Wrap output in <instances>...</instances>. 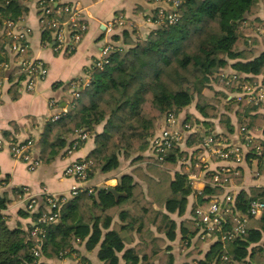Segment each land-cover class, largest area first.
I'll use <instances>...</instances> for the list:
<instances>
[{
	"label": "trees",
	"instance_id": "obj_1",
	"mask_svg": "<svg viewBox=\"0 0 264 264\" xmlns=\"http://www.w3.org/2000/svg\"><path fill=\"white\" fill-rule=\"evenodd\" d=\"M22 1L0 0V32L7 21H18L26 12ZM178 1L176 22L167 26L154 24L145 39L139 37L137 28L130 31L131 23H126L122 34L114 37L124 46H116L103 70L94 69L93 79L73 102V108L60 120L47 122L42 139L35 144L41 162L51 163L72 136L79 131L90 132L96 145L87 158L93 162L91 178L97 172L106 174L116 170L122 158L132 156V163L137 165L133 175L138 178L136 181L133 175L121 177L116 190L126 194L125 197L116 198L106 188H87L60 203L58 222L46 227L43 257L56 259L67 252L74 254L75 242L80 241L85 242L89 251L99 246L98 257L103 264H120V253L125 264H174L171 248L166 245L177 238L179 227L173 215L185 214L188 198L194 191L185 165L180 164L184 157H189L188 151L174 145L160 157L155 156L152 139L157 135L158 123L167 115L188 112L195 104L202 123L212 130L213 121L219 119L222 129L233 133L230 115L233 112L238 115L240 130L264 126V106L229 99L236 92L235 84L227 85L221 78L223 73L238 74L244 81L264 78V53L257 55L256 48L264 37L254 36L245 27L254 23L264 28V20L253 19L262 6L264 9V0ZM51 9L55 12L58 8L52 5ZM160 9L152 22L157 20ZM43 25L46 26L44 38L49 39L53 29L48 21L43 20ZM8 43L5 35L0 37V76L5 75L12 58L11 51L6 49ZM27 58L32 59L29 48ZM10 73L13 82L26 79L20 65ZM213 85L220 91L209 97L204 91L213 90ZM18 87L15 83L13 90ZM220 95L228 100L223 109H220ZM187 118L194 122L191 114ZM99 126L103 127L101 132H97ZM241 134L247 149L245 160L259 161L258 175L264 176V139L245 141V133ZM4 136L10 139L8 133ZM198 144L193 138L189 146ZM199 149L196 148V154L200 153ZM217 172L207 173L208 183L198 196L199 204L225 194L224 187L229 183L225 180L242 181V176L233 175L237 172L234 170L220 174V181L215 182ZM21 196L17 190L14 199ZM36 201L33 222L47 212L43 199ZM253 201L264 202V188L242 190L236 196L237 211L247 218L246 232L226 244L219 238L203 239L195 211L193 219L182 223L180 231L184 242L189 244L187 248L196 241L192 254L201 253L198 250L201 244L211 245L198 264H264V243H261L264 216L258 220L249 216ZM11 203L9 195L0 190V264H44L38 263L33 255L31 228L25 232L9 227L6 211ZM20 215L26 217L28 213L21 211ZM235 219L237 216L226 218L223 233L233 230Z\"/></svg>",
	"mask_w": 264,
	"mask_h": 264
},
{
	"label": "crops",
	"instance_id": "obj_2",
	"mask_svg": "<svg viewBox=\"0 0 264 264\" xmlns=\"http://www.w3.org/2000/svg\"><path fill=\"white\" fill-rule=\"evenodd\" d=\"M65 4H78L82 9V19L87 23V31L83 40L77 45L76 50L71 55L58 54L55 52V39L51 35L49 39L44 38L46 26L43 25V18L40 14L39 0H23L22 3L26 12L15 21L19 28H26L30 31L28 37V46L33 59L39 60L48 68L47 77L37 84L36 91L28 93L25 90V81H11L10 72L19 66L18 60L12 55L10 64L6 67L4 76H0V190L9 195L12 203L9 205L6 215L8 216V225L10 228H20L25 232L33 226V212L28 208L30 202L34 199L42 200L44 196L68 197L74 187L100 189L115 188L118 186L121 177L124 175H133L137 165L132 163L134 156L129 159H121L120 166L106 174L97 172L86 183H78L75 179L64 176L66 168L78 160L87 159L90 153L95 149L94 136L82 143L79 149L71 154L68 149L71 141L77 138V134L72 136L64 149L55 156L51 163H42L35 171H30L28 166L17 160L12 152L13 141L22 142L32 140L35 144L40 141L44 135L45 127L49 122V117L53 114L50 107V101H55L58 109L69 108L72 100V92L69 83L84 79L86 71L101 58L102 50L108 44L115 46H124L121 40L115 41L114 37L120 36L126 28L116 27L110 29L109 24L118 17H124L126 23H131L128 27L130 31L137 28L140 38H147L153 31L152 17L158 8L168 9L169 5L165 1L156 0H58ZM264 20L263 6L258 14L253 18ZM6 24V23H5ZM4 31L0 32V37H7L6 25ZM8 38V37H7ZM9 40V38H8ZM10 42V41H9ZM6 49L10 51V43ZM257 55L264 53V41L259 40L257 45ZM18 84V90L14 91L13 85ZM230 99V98H229ZM228 101V100H227ZM223 109L224 105H221ZM263 112V110H260ZM194 116V127L203 128V132L211 131L216 134L227 136L228 140L238 146H243L241 140V130L238 128V115L233 112L231 115L234 132L228 134L220 125L219 119L213 121L214 129H209L202 123L201 116L194 107L193 110L183 112L179 115L181 122L190 123L187 115ZM166 117L162 118L157 125L156 134L166 126ZM103 130L102 126L97 128V132ZM250 133L257 139H264V126H254L249 129ZM4 133H8L10 139H5ZM191 138V139H190ZM193 138L199 143L195 147L189 144ZM183 150L189 152V157H184L181 165H185V171L189 173V180L192 184L193 194L188 198V206L183 216L173 215L178 224L177 238L175 241L167 242L174 256V264H198V261L205 257L210 250V244H201L198 246L200 254H192L196 241L192 246L184 242L181 234V225L187 220L194 218L193 212L199 205L198 196L204 191L208 180L207 173L218 171L222 168L237 170L233 175L240 177L242 181L238 183L234 178L229 181L225 188V193L233 192L236 196L242 190L251 188H264V176L258 175L259 161L245 160L240 164L233 162H223L216 157H210L200 151L196 154V148H200L199 134L186 133L185 141L180 145ZM244 147V146H243ZM200 150V149H199ZM247 149L245 147L244 152ZM149 151L146 152L148 155ZM35 155L40 157V151L36 148ZM198 173H195V169ZM239 168V170H238ZM189 170V171H188ZM134 176V175H133ZM135 177V176H134ZM193 177V179H192ZM138 181V178L135 177ZM20 191L22 196L14 199L16 191ZM28 213L24 217L20 212ZM258 220V219H257ZM261 243H264V236ZM139 244L136 239L135 245ZM77 252L62 254L56 259H47L43 257L40 263L44 264H103L99 259V246L94 250H87L85 242L76 241ZM133 246H127L130 248ZM120 264H125L123 253L119 254ZM83 259H86L83 262Z\"/></svg>",
	"mask_w": 264,
	"mask_h": 264
},
{
	"label": "built area",
	"instance_id": "obj_3",
	"mask_svg": "<svg viewBox=\"0 0 264 264\" xmlns=\"http://www.w3.org/2000/svg\"><path fill=\"white\" fill-rule=\"evenodd\" d=\"M169 5L168 9L161 8L157 12V20L152 22L156 26H167L174 24L177 20L176 9L179 7L178 0H164ZM52 5L57 6V11L51 9ZM39 7L42 11L41 17L44 21H48V25L53 29L52 35L55 39V52L58 54L71 55L76 50L78 44L83 40V36L87 31V23L82 19L83 9L78 4L62 5L57 0H39ZM172 10L173 12H169ZM55 14V16H54ZM66 16L63 18V16ZM7 37L10 41V51L18 60L20 66L23 67V72L26 73L25 90L28 93L36 91L37 84L44 80L48 75V68L39 60L28 59V37L30 31L26 28H19L15 21H7ZM110 29L126 27L124 17H118L109 24ZM245 27L253 33L254 36L264 37V28L256 27L254 23H247ZM116 51V46L108 44L102 50L101 58L86 71L84 79H77L69 83V88L72 92V100L69 108L58 109L55 101H50V107L53 109V114L50 115L49 121L55 122L66 116L73 108V102L80 97V92L84 90L93 79L94 69L103 70L109 63V58ZM7 67V66H6ZM223 80H226L227 85L235 84L236 92L230 94V99H235L238 102H246L255 107L264 106V78L260 77L257 81H244L238 74L223 73ZM166 126L152 139L153 151L155 156L160 157L174 145H181L185 141V134L190 132L199 134L200 149L205 155L216 157L223 162H233L240 164L244 161L243 146L232 144L228 138H224L213 132H203V128L194 127L191 123L181 122L179 116L170 114L166 118ZM245 133L244 140L250 141L257 139L256 136L241 129ZM91 137L90 132L79 131L77 138L70 145L68 153L71 154L77 151L82 143ZM36 146L32 140L13 142L11 152L13 156L25 163L30 171H35L41 164L40 157L35 155ZM93 162L87 159L78 160L69 165L64 173L67 178L75 179L78 183H86L90 180ZM233 173V170L222 168L218 170L214 181H220V174ZM193 179V177H192ZM229 182V180H225ZM87 188L80 189L74 187L68 197H55L46 195L43 197L42 203L45 204L47 212L42 214L36 222H34L29 233L33 243L32 252L37 262L40 263L43 259L42 246L46 233V227L58 222L60 214L59 204L66 200L75 197L78 193ZM92 191V190H91ZM37 201L34 199L30 202L28 208L31 212L36 211ZM249 216L254 219H261L264 216V202L253 201L249 205ZM228 216H237L236 226L233 230L225 234L222 232V225ZM195 218L201 228L203 239L218 238L226 244L227 241H233L238 236L246 232L247 218L237 211L236 195L233 192L225 193L221 196L212 198L208 203L199 204L195 209ZM218 234V235H217ZM227 260L226 258H224Z\"/></svg>",
	"mask_w": 264,
	"mask_h": 264
},
{
	"label": "rangeland",
	"instance_id": "obj_4",
	"mask_svg": "<svg viewBox=\"0 0 264 264\" xmlns=\"http://www.w3.org/2000/svg\"><path fill=\"white\" fill-rule=\"evenodd\" d=\"M213 88H214L213 90L206 89V90L204 91V93H205L207 96H209V97H215V96L217 95L216 91H220V90H219L220 88H219L217 85H213ZM219 98H220V100H221L222 105H227V100H226L224 97H222V96L220 95ZM194 107H195V104H193V105L189 108V110H193ZM220 108H222V106H221Z\"/></svg>",
	"mask_w": 264,
	"mask_h": 264
},
{
	"label": "water",
	"instance_id": "obj_5",
	"mask_svg": "<svg viewBox=\"0 0 264 264\" xmlns=\"http://www.w3.org/2000/svg\"><path fill=\"white\" fill-rule=\"evenodd\" d=\"M107 190H108V192H111L112 194H114L116 198H120V197H125L126 196V194L118 193L117 190L115 188H112V187L107 188Z\"/></svg>",
	"mask_w": 264,
	"mask_h": 264
}]
</instances>
